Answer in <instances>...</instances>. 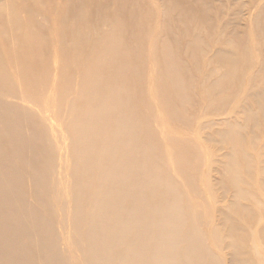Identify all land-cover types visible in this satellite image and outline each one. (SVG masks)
<instances>
[{
  "label": "rangeland",
  "instance_id": "obj_1",
  "mask_svg": "<svg viewBox=\"0 0 264 264\" xmlns=\"http://www.w3.org/2000/svg\"><path fill=\"white\" fill-rule=\"evenodd\" d=\"M75 1L0 0L3 15L0 29L7 32L5 39L0 35V41L9 43L4 52L10 60L0 69V83L2 77L15 87V92L9 93L0 86V98L14 106H0V109L7 115L15 107L30 110L34 120L45 129L53 151L50 165L45 161L32 163V155L37 151L20 152L30 161L31 175H23L16 188H11L13 191L9 192L4 185L8 199L0 196L1 261L12 252L11 245L6 244L9 238L4 234L11 230L12 224L2 219L9 221L21 214L22 203L48 221L46 231L57 237L54 250L63 256L58 264H89L72 240L73 206L69 194L74 186L71 170L76 164L72 149L74 140V147L80 144L79 140H73L65 120L71 118V106L80 107L81 99L87 98L80 90L83 74L78 63L91 48L75 49L72 40L73 31L81 29L104 45L115 21L122 25L115 35L128 56L131 55L129 61L125 59V69L127 77L131 74L129 84L134 87L135 101L139 104L137 111L124 104L123 113L144 123L142 148L154 154L155 164L163 171L162 180L170 179L178 189L181 212L188 220L184 230L190 232L193 225L197 226L213 260L209 262L237 264L232 261L234 240L226 221L245 209L252 210L259 220L245 225L249 236L242 249L249 256V264H264V239L259 235L260 222L264 221V115L261 113L264 98L257 99L264 92V0H112L113 5L135 16L133 25L125 20L124 14L118 16L114 12L110 21L95 16L81 19L72 13ZM90 4L85 0L84 10L89 11ZM60 24L66 27L63 31ZM96 27L101 29V34L96 32ZM42 30L52 41L40 54L46 74L37 76L30 67L12 58L15 52L32 54L33 50L22 51L25 36ZM195 39L199 40L196 52L191 48ZM38 44V40L33 41L34 46ZM230 45L237 58L231 65L218 57ZM63 46L68 49L62 51ZM92 51L95 56L111 54L109 50V54L104 53L101 47ZM168 58L183 67L187 91L183 105L169 106L172 94L164 96L157 89L159 83L167 82L162 70L169 63ZM61 62L64 67H60ZM103 66L108 68L106 62ZM29 94L41 101H23ZM92 99L98 101L99 97ZM253 120L259 121L258 126L251 125ZM115 124L116 120L110 121L111 126ZM22 126L28 132L27 126ZM229 127L236 129L231 142L222 140L221 134ZM230 154L234 159L239 158L241 186L247 196L239 200L238 207L233 204L232 191L223 190L220 185ZM185 157L190 158L189 163ZM244 157L251 159L250 176L243 172ZM17 162V170L25 172L26 161ZM37 173L39 179L34 178ZM38 186L46 187L41 195ZM92 200L93 194L85 199L86 209ZM7 203L12 205V210H6ZM153 203L160 204L158 200ZM20 223L29 224V220L22 216ZM37 236L38 232L24 236L20 250L30 251L27 261L31 264H51L36 251Z\"/></svg>",
  "mask_w": 264,
  "mask_h": 264
},
{
  "label": "bare ground",
  "instance_id": "obj_2",
  "mask_svg": "<svg viewBox=\"0 0 264 264\" xmlns=\"http://www.w3.org/2000/svg\"><path fill=\"white\" fill-rule=\"evenodd\" d=\"M84 2L85 0H76L75 9H72V13L81 19L95 16L100 20L110 21L108 19L114 12L118 16L124 14L125 20L131 25L136 22L134 15L130 16L121 6L113 5L112 0H89V11L84 10ZM67 14L69 15V12ZM1 17L3 15L0 12ZM60 25V30L63 31L66 27ZM121 26L115 21L111 23L108 32L110 38L103 42L104 45L91 38L84 30L73 31V48H91L86 58L78 63L83 74L80 90L87 94V98L81 99L80 107L75 108L72 105L71 118L67 117L65 120L73 140H79L80 144V147H74V140L72 149V155L75 154L76 157V164L71 170L74 186L69 194L73 206V243L81 250L84 260L89 264H213L209 262L213 260L197 226L193 225L190 232L184 230L188 220L181 212L178 189L170 179L162 180L163 171L155 164L154 154L150 149L142 148L144 123L131 120L123 113L124 104L132 107L134 111H137L139 104L135 101L136 91L129 84L131 74L127 77L125 69V59L129 61L131 55L128 56V51L120 45L119 38L115 35ZM95 30L101 34L99 27ZM42 32L25 36L22 51L33 50L32 54L26 56L24 53L15 52L12 58L14 62L30 67L37 76L46 74L45 62L41 61L40 54L49 48L52 41L44 30ZM0 35L5 39L7 32L0 29ZM34 40L39 41L37 46L33 45ZM8 44H1L0 41V69L10 63L4 52L9 48ZM198 44V39L192 42L191 48L194 52L198 50ZM98 47H101L104 53L109 50L111 54L108 53V57L95 56L92 50ZM61 49L66 51L68 46ZM218 57L229 65L237 61L236 52L231 45ZM168 61L162 70L167 82L159 83L157 89L164 96L167 93L172 94L169 106L176 103L183 105V96L187 92L183 82V67H179L172 59L168 58ZM105 62L108 68H104ZM64 66L61 62L60 67ZM0 86L9 93L15 92V87L2 77ZM96 96L99 97L98 101L92 99ZM261 98H264V92L257 99ZM23 101L39 103L41 100L29 94L23 97ZM0 106L14 107L11 102L1 98ZM261 113L263 116V107ZM80 115L82 116L79 117ZM113 116L115 118H111ZM111 120H116L114 127L110 125ZM24 124L28 132L24 131ZM258 124V120L251 122L253 127ZM235 132L236 129L232 127L225 129L221 133L222 140L234 141ZM13 145L17 147V151H14ZM27 151H37L32 155V163L45 161L50 165L52 162L53 151L47 140V133L43 126L34 120L30 110L15 107L11 114L7 115L0 109L2 198L8 199L4 185L9 192L13 191L11 188H16L15 185L23 175H31L28 173L30 161L24 153H20ZM230 157L229 165H226V170L222 172L220 185L223 190L232 191L233 204L238 207L239 200L247 196L246 190L241 186L239 158L234 159L232 154ZM185 158L189 163L190 158ZM17 160L26 161L25 172L17 170ZM242 161L243 172L250 176L251 159L244 157ZM39 175L37 173L34 178L39 179ZM262 186L264 190V178ZM38 190V195H41L42 191H46V187L38 186ZM90 194H93V200L89 209H86L84 202ZM154 200H158L160 204L155 205ZM20 208L21 214L11 218L12 220L2 219L3 222L12 224L11 230L4 232L9 238L6 244L11 245L12 252L2 261L0 256V264H31L27 261L30 251H21L20 241L24 236H33L35 232H38L36 251L45 259H49L51 264H58L63 256L54 250L57 248V237L54 233L46 231L49 227L48 221L39 218V213L22 203ZM8 209L12 210L9 203L6 204V210ZM86 210L87 218L84 221ZM262 213L261 211L259 215ZM22 216L28 218L29 224L20 223ZM257 218L259 220L258 214L249 209L243 210L242 214L237 216L228 217L227 228L233 234L234 240L231 247L234 263L249 264V256L246 250L242 249L249 236L245 225L256 221ZM1 232L0 218V234ZM259 235L264 239V221L260 222ZM194 240L197 242L194 243Z\"/></svg>",
  "mask_w": 264,
  "mask_h": 264
}]
</instances>
